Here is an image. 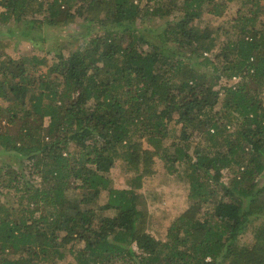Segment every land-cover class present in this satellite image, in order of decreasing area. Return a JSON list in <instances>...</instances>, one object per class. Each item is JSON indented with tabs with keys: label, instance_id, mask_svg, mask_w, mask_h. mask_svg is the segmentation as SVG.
<instances>
[{
	"label": "trees",
	"instance_id": "obj_1",
	"mask_svg": "<svg viewBox=\"0 0 264 264\" xmlns=\"http://www.w3.org/2000/svg\"><path fill=\"white\" fill-rule=\"evenodd\" d=\"M0 104V264H264V0H0ZM161 174L188 201L163 240L140 191Z\"/></svg>",
	"mask_w": 264,
	"mask_h": 264
},
{
	"label": "rangeland",
	"instance_id": "obj_2",
	"mask_svg": "<svg viewBox=\"0 0 264 264\" xmlns=\"http://www.w3.org/2000/svg\"><path fill=\"white\" fill-rule=\"evenodd\" d=\"M261 5H263V0H261ZM239 3L232 2L228 4L227 9L225 10L224 14L221 17H213L212 15L205 14L202 17L201 27L207 26V29L211 31H215L217 28L221 29H228L232 22L231 20L236 17L237 9ZM179 17L171 15L166 17L163 20H156L154 22L148 23V25L152 28L159 27L164 21L168 20V22H175L178 20ZM83 23H77L75 25H71L69 27H59V28H51L48 27L46 31L49 33L51 42L49 45H45L46 49L41 51L42 44L39 43L37 34H34L32 30L30 31L29 39L32 37H36L34 41H29L27 38L25 40H18L17 50L19 52H12L9 51L12 48L6 49V52L9 51V54L16 57L18 55L24 54H37V55H45V51L51 47H55L56 44H60L61 42L65 41H72L73 44H77L78 38L77 34L84 36L85 34L89 33L90 29L87 26L82 27ZM36 29H39L37 26ZM44 29V28H41ZM40 29V31H41ZM55 34V35H53ZM63 37H68L70 40H64ZM225 39L224 36H220L218 39V44L223 42ZM72 44V45H73ZM71 47V46H70ZM218 47V46H217ZM54 51H51L48 55V59H50L53 55ZM198 61V60H197ZM237 80L226 81L222 79L220 83L215 87V91L219 88L233 86ZM2 105V104H0ZM218 109V108H217ZM119 161L115 163V166L110 171V177L113 180V184L117 189L127 188L128 185L126 184V176L122 173L119 167ZM161 169L162 165L159 164ZM223 179L224 183L227 182V178L229 174L227 172H223ZM144 193L147 198L148 210H149V223L148 229L149 231L156 237L161 240L164 239L166 230L170 225L171 221L176 218L181 212H183L187 205L188 201L186 199V191L187 187L185 185L176 184L174 180L170 177L166 176L165 174L157 175L156 177L146 180L142 189L140 190ZM80 194H77L74 190L71 193H68V197H79ZM78 199V198H77ZM107 200L106 193H102L100 195V199L97 205H103ZM239 242L241 244H247L252 242V234L251 229H248L242 234L239 238ZM83 247L82 242H77L74 244V249H81ZM66 262H72V258L67 256ZM65 261L61 262V264H65Z\"/></svg>",
	"mask_w": 264,
	"mask_h": 264
}]
</instances>
